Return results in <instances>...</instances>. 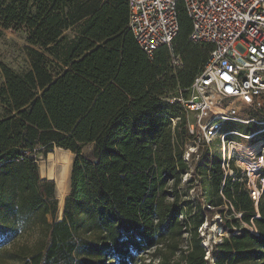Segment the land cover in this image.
Here are the masks:
<instances>
[{
  "label": "trees",
  "instance_id": "obj_1",
  "mask_svg": "<svg viewBox=\"0 0 264 264\" xmlns=\"http://www.w3.org/2000/svg\"><path fill=\"white\" fill-rule=\"evenodd\" d=\"M178 20L172 52L160 46L149 58L128 29L127 0H0V37L22 31L29 60L22 71L0 65V237L41 236L11 259L150 264L141 256L154 249L157 264H264V191L256 211L238 173L224 176L220 150L199 145L188 182L198 179L202 201L179 200L193 137L169 99L188 94L211 46L189 41L181 4ZM53 147L73 153L61 219L36 159ZM216 209L228 213L226 236L205 258L198 227Z\"/></svg>",
  "mask_w": 264,
  "mask_h": 264
},
{
  "label": "built area",
  "instance_id": "obj_2",
  "mask_svg": "<svg viewBox=\"0 0 264 264\" xmlns=\"http://www.w3.org/2000/svg\"><path fill=\"white\" fill-rule=\"evenodd\" d=\"M180 4L191 25L189 41L211 49L188 94L169 101L192 118L187 130L197 147L218 140L224 176L238 173L257 211L264 191V120L255 121L264 116V0H127L128 29L149 58L160 46L172 52ZM172 64L180 67V57ZM227 122L260 128L240 133L224 129Z\"/></svg>",
  "mask_w": 264,
  "mask_h": 264
},
{
  "label": "rangeland",
  "instance_id": "obj_3",
  "mask_svg": "<svg viewBox=\"0 0 264 264\" xmlns=\"http://www.w3.org/2000/svg\"><path fill=\"white\" fill-rule=\"evenodd\" d=\"M25 47L26 42L24 40V34L22 31H15L12 29L6 30L3 36L0 37V65L4 64L15 71H22L24 69H27L29 66V60L26 54ZM1 82L2 76L0 72V83ZM261 120H264L263 115H255L256 122ZM176 121L177 120H175V122ZM190 121H193L192 118H190ZM256 122H250L248 124L227 122L225 123L223 128L235 129L240 131V133H250L260 128V125H258ZM260 137L264 138V134L260 135ZM243 144L248 143L243 142ZM209 145L213 151L218 152V150H220L216 138L212 139ZM88 150L89 147L83 148L84 152H87ZM201 151V146L197 147V145H195L192 141L187 142L184 153H190L188 158L189 169L185 174L181 176L180 183L177 186L180 201L185 199L186 197H190L195 202L201 200L200 196L202 192L198 185V179H195L191 183L188 182V180L193 176L195 164L199 160ZM72 158L73 153L71 151L59 147H53L52 150L47 152L45 155H43L41 152L36 153L40 177L42 179L52 181L55 184L58 217L60 215L59 202L61 200H64L69 191V173ZM170 184L171 181H169L168 185ZM205 214L206 215L204 217L203 223L198 227V236L201 239L200 244L205 250V258H209L210 251L212 250L213 245L219 243L222 237L226 236L222 231L221 223L225 220L226 217H228V213L226 212V210L221 213L219 209H216L210 210ZM245 226L248 228L249 226L251 227L250 224H245ZM39 239H41V236L37 235V233L32 228H24L17 234L11 235L9 237H0V264H19V262L10 258L11 253L13 251H16L22 245H34ZM178 241L179 247L181 249H185L189 243V234L187 232H183ZM155 253V250L152 249L143 254L141 256L142 262L157 264L158 256H155ZM179 257L180 250H178L177 253L173 256V259H177Z\"/></svg>",
  "mask_w": 264,
  "mask_h": 264
},
{
  "label": "bare ground",
  "instance_id": "obj_4",
  "mask_svg": "<svg viewBox=\"0 0 264 264\" xmlns=\"http://www.w3.org/2000/svg\"><path fill=\"white\" fill-rule=\"evenodd\" d=\"M68 174V173H67ZM63 178V177H62ZM61 178V179H62ZM64 179V178H63ZM62 205H63V200H61L60 202H59V213H60V215H59V217L61 216V210H62Z\"/></svg>",
  "mask_w": 264,
  "mask_h": 264
},
{
  "label": "water",
  "instance_id": "obj_5",
  "mask_svg": "<svg viewBox=\"0 0 264 264\" xmlns=\"http://www.w3.org/2000/svg\"><path fill=\"white\" fill-rule=\"evenodd\" d=\"M63 203H64V200H63ZM62 210H63V207H62ZM62 218V211H61V216H60V218L59 219H61Z\"/></svg>",
  "mask_w": 264,
  "mask_h": 264
}]
</instances>
